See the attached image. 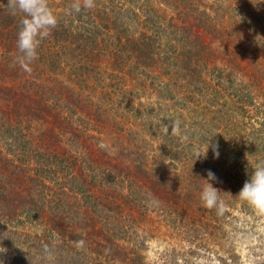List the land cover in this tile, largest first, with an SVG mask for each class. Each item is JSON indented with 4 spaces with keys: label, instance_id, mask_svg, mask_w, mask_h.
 <instances>
[{
    "label": "trees",
    "instance_id": "16d2710c",
    "mask_svg": "<svg viewBox=\"0 0 264 264\" xmlns=\"http://www.w3.org/2000/svg\"><path fill=\"white\" fill-rule=\"evenodd\" d=\"M217 1L240 22L238 34L247 32L243 47L199 37L220 5L193 14L189 0H95L86 17H66L73 0H48L61 22L25 73L15 63L20 15L0 0V219L26 240L20 264H37L44 247L56 264L90 255L98 264H145L148 241L174 228L183 243L217 251L219 264H264L262 215L234 197L248 162L264 158V23L246 12L264 0ZM168 10L178 15L165 26L158 15ZM245 62L243 90L232 77ZM251 114L261 124L240 139L241 151L221 150L226 127ZM177 118L189 141L170 135ZM209 140L229 164L211 148L204 156ZM209 169L219 178V210L199 199Z\"/></svg>",
    "mask_w": 264,
    "mask_h": 264
},
{
    "label": "rangeland",
    "instance_id": "374dc122",
    "mask_svg": "<svg viewBox=\"0 0 264 264\" xmlns=\"http://www.w3.org/2000/svg\"><path fill=\"white\" fill-rule=\"evenodd\" d=\"M188 4H189V8L192 10L190 12H192L193 14H195L197 10L203 11L206 6L210 7V5L211 6L220 5L219 1L216 2V0H189ZM258 10L253 11L250 9H246V12L250 14V17L254 18V20L259 19L262 21V23H264V8L262 7L259 8ZM177 15H178V11L168 10L167 12L160 13L158 15V19H159L158 22L166 26L171 22L173 17H176ZM196 15L198 16V14ZM212 16L213 17H211L210 20L208 19L209 23L207 24L208 26L207 29L200 28L201 26L200 23H197L196 25L197 29L200 28V30H198V33H204L205 31V35L199 36L202 38V40H205L207 42L212 40V44H215V47H218L220 39L222 40L224 38L226 39V43H229L231 40H235L238 43H240L242 47L244 46L243 45L244 43L249 41V38L246 35L247 32H242L241 34H238L237 27L240 24V22L238 25H236V20H231V9L227 8L226 3H222L219 7L218 13L217 14L215 13ZM201 18H202V14H199L196 20L201 22ZM189 21H187L185 24L188 25ZM209 27L211 29H209ZM223 32L227 33V35L224 34ZM206 33L209 37L206 35ZM238 49H239L238 51H240V54L244 56L245 53L243 52V49L239 47ZM225 64L226 65H223L221 62H219V67L231 65V63H225ZM243 66L246 68V70L242 69L234 72L232 78L235 79L237 83H239L237 86H241L243 90H245L251 83L250 78H246L249 72L250 64L245 62L243 63ZM231 71L232 69L229 70L230 73ZM259 122L261 121H257L254 115L251 114L250 117L243 118L241 126L239 128L234 125L226 127L224 133V141H223L224 145H222L221 150H223L224 146L231 145L232 147L235 146L237 148V151L240 152L242 149L240 139L242 137L249 138L251 128H255V124H256V128L260 127L261 123ZM233 157H234L233 159H236V156ZM230 160H232V157H229L225 154L223 156L222 155L220 156L221 162H227L229 164ZM261 215L262 216H260L259 221H257L256 223L257 225H261L260 229H263L264 214ZM251 221L255 222L253 218L251 219ZM3 224L6 226L5 230ZM12 229L13 226H9L5 221L0 219V247H4L7 249V252L3 254L2 258L5 260V264H20L19 260L28 261L27 256L24 255V252L26 253L27 250V243L25 238H23V236L19 237L13 232ZM163 230L164 231H162L161 237H159V239L156 240L148 241V246L146 250L141 252V255H143L142 261L145 264H219L218 257L216 255L217 251H213L214 255L211 256L210 254H208L207 250L203 249L200 246L194 245L195 247H197L195 248L188 243L185 242L183 243L182 240H189V239H186L187 237L185 235L176 237L175 233H179V235H181L179 232L180 230H178L177 228L176 229L174 228V231L171 234H169L167 230L165 229ZM242 242L243 244L247 243V241H242ZM194 251L197 252L196 253L197 255L193 257L192 252ZM238 251L242 253L243 261H245V256L247 254L245 246L243 251L240 248H238ZM88 258H89L88 261H86L87 258L86 259L83 258L84 260L83 264L99 263L97 257L94 255H90Z\"/></svg>",
    "mask_w": 264,
    "mask_h": 264
},
{
    "label": "clouds",
    "instance_id": "9594fccd",
    "mask_svg": "<svg viewBox=\"0 0 264 264\" xmlns=\"http://www.w3.org/2000/svg\"><path fill=\"white\" fill-rule=\"evenodd\" d=\"M95 0H73L66 9V17H86L94 11ZM7 7L13 15H20L19 28L16 37L17 55L15 63L18 64L25 73L32 72V65L39 57V49L61 22V17L52 9L48 0H7ZM171 120V134L180 137L184 141H189L192 134L183 127L180 119ZM164 132L168 134V126L163 125ZM211 148L213 158L219 159V146L210 144L207 141L206 154ZM201 157L197 154V157ZM245 180L242 188L234 196L239 201L246 203L257 213L264 214V158L257 159L253 164L245 169ZM206 181L201 186L199 199L206 209L221 208L220 190L213 186L219 183V178L212 170H207ZM150 206H156L158 201L152 199ZM10 238V237H9ZM83 240L76 241L77 247H83ZM7 249L0 247V264H5L2 258ZM37 264H56V253L53 248L44 247L35 254Z\"/></svg>",
    "mask_w": 264,
    "mask_h": 264
}]
</instances>
